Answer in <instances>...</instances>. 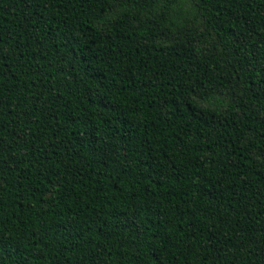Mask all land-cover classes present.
I'll return each instance as SVG.
<instances>
[{
	"label": "trees",
	"instance_id": "obj_1",
	"mask_svg": "<svg viewBox=\"0 0 264 264\" xmlns=\"http://www.w3.org/2000/svg\"><path fill=\"white\" fill-rule=\"evenodd\" d=\"M0 264H264V0H0Z\"/></svg>",
	"mask_w": 264,
	"mask_h": 264
}]
</instances>
